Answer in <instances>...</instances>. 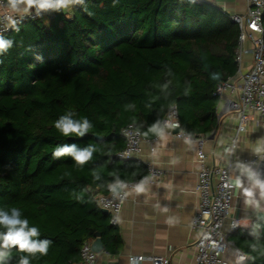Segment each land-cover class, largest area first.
I'll return each instance as SVG.
<instances>
[{"label": "trees", "instance_id": "1", "mask_svg": "<svg viewBox=\"0 0 264 264\" xmlns=\"http://www.w3.org/2000/svg\"><path fill=\"white\" fill-rule=\"evenodd\" d=\"M62 9L0 35L10 41L0 51V211L18 208L38 229L32 239L50 241L47 255L0 250V264H20L24 256L29 264L77 260L83 241L116 227L93 194L127 181L128 161L114 155L123 146L121 127L134 123L144 137L174 105L181 130L207 136L217 126L211 92L236 71L238 29L216 5L86 0ZM69 112L73 120L87 118L85 136L54 127ZM72 145L93 149L83 166L54 156ZM228 239L245 254L240 264H264V219Z\"/></svg>", "mask_w": 264, "mask_h": 264}, {"label": "built area", "instance_id": "2", "mask_svg": "<svg viewBox=\"0 0 264 264\" xmlns=\"http://www.w3.org/2000/svg\"><path fill=\"white\" fill-rule=\"evenodd\" d=\"M86 0H79L84 2ZM201 2L202 0H191ZM72 4L66 7L67 9ZM61 8L37 10L30 8L27 12H12L4 0H0V35L9 31L13 25L25 21L40 19L44 16L50 18ZM229 18L238 29L237 46L233 60L236 64L235 73L219 82L211 92L219 100V111L229 113L237 123L233 134L228 138L220 151V161L209 163L204 150L206 136L203 134L191 135L180 129L177 110L170 105L162 119L161 130L185 141L194 142L195 161L198 164L196 171L195 190L198 203L193 213L190 227L196 234L194 243V264H240L245 260V254L234 246L228 239L231 232L236 231L239 220L230 215L231 198L235 184L231 174V158L238 146L239 136L247 130L248 125L258 128L264 133V40L262 17L264 15V0H245V10L240 13H229ZM247 45V46H246ZM249 55L248 59L245 58ZM173 128L179 131L173 132ZM123 146L115 152V157L122 160L137 158L142 152L144 143L149 150H154L157 137H143L134 123H127L121 127ZM245 161L251 165L250 172L253 177L249 181L255 185L258 179L264 182V174L258 171V161H263V153L253 154ZM146 173L136 180H117L108 183L106 192H95L94 201L99 209H105L108 222L117 226L124 202L130 194L139 189L157 183L165 171L153 165L151 161L145 162ZM118 185L119 191L113 192L112 187ZM261 193L259 187H257ZM226 226V228H225ZM129 264H168L169 259L164 255L137 254L128 256ZM96 252L91 248V241H83L79 249V257L67 264H96Z\"/></svg>", "mask_w": 264, "mask_h": 264}, {"label": "crops", "instance_id": "3", "mask_svg": "<svg viewBox=\"0 0 264 264\" xmlns=\"http://www.w3.org/2000/svg\"><path fill=\"white\" fill-rule=\"evenodd\" d=\"M202 1L216 5L228 14L245 10V0ZM248 57L245 56L246 59ZM218 105L219 100L217 112ZM216 120L215 130L206 136L204 143L209 163L220 161V151L237 123L229 113H222ZM161 126L158 124L147 129L144 137H157L154 150L150 152L149 145L144 143L140 155L127 160L122 178L136 180L145 175L147 161L163 169L165 174L157 183L128 196L119 223L112 229L114 232L107 230L99 236L102 249L96 253V264H129L128 256L137 254L164 255L169 259L168 264L195 262L194 243L197 234L191 229L190 222L198 203L195 190L198 169L195 161L196 145L162 132ZM257 147L261 149L259 152L256 151ZM260 153H264V133L248 125L247 130L240 134L238 146L231 158L235 188L230 215L239 220L240 229L248 228L255 218L264 219V196L249 181L251 165L245 161V158ZM245 189L253 192L251 198L245 195Z\"/></svg>", "mask_w": 264, "mask_h": 264}, {"label": "clouds", "instance_id": "4", "mask_svg": "<svg viewBox=\"0 0 264 264\" xmlns=\"http://www.w3.org/2000/svg\"><path fill=\"white\" fill-rule=\"evenodd\" d=\"M79 0H7L9 9L12 12L21 11L27 12L30 8L35 7L38 11L49 8H62L70 3H76ZM23 6V7H22ZM10 46V41L0 38V51L7 49ZM73 113L69 112L67 115L60 117L55 121L54 127L63 135L69 136L74 134L78 137H83L85 132L90 128L87 118L82 120H73ZM261 149L256 148L259 152ZM93 149L86 148L84 150H77L75 145L64 146L57 148L54 151V156L70 155L79 166H83L89 159H91ZM250 178L253 173L249 171ZM261 190V195L264 196V182L256 179L255 185ZM245 195L249 198L253 196L251 190L245 189ZM251 199L249 203H251ZM0 228H4L6 232H0V250L17 248L19 252H25L32 256L36 253L47 255L50 241L37 242L32 239L39 235L37 227H29V220L27 218H20V210L16 207L11 209V214L6 211H0ZM5 255L4 251H0V257ZM20 264H29L26 256L21 257Z\"/></svg>", "mask_w": 264, "mask_h": 264}, {"label": "water", "instance_id": "5", "mask_svg": "<svg viewBox=\"0 0 264 264\" xmlns=\"http://www.w3.org/2000/svg\"><path fill=\"white\" fill-rule=\"evenodd\" d=\"M172 131L175 133V132L179 131V128H173ZM84 136H85V134H84ZM93 136H94V138H96L98 140L101 139V137L98 135H93ZM258 171L264 174V163H263V161L260 162V164L258 166ZM88 189H89V187H88ZM112 191L113 192L119 191L118 185H114L112 187ZM100 211L105 215L107 214L105 209H100ZM94 235H95V238L91 241V248L93 251H95L97 253L102 249V243H101V240L99 238V236H100L99 232H95Z\"/></svg>", "mask_w": 264, "mask_h": 264}, {"label": "rangeland", "instance_id": "6", "mask_svg": "<svg viewBox=\"0 0 264 264\" xmlns=\"http://www.w3.org/2000/svg\"><path fill=\"white\" fill-rule=\"evenodd\" d=\"M62 10H64V9H62ZM42 18H44V19H47V17H46V16H44V17H42Z\"/></svg>", "mask_w": 264, "mask_h": 264}]
</instances>
